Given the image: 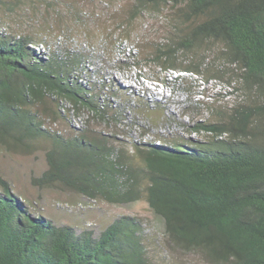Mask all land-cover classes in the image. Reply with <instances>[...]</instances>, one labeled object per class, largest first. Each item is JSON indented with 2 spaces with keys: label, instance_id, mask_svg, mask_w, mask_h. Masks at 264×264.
Returning a JSON list of instances; mask_svg holds the SVG:
<instances>
[{
  "label": "trees",
  "instance_id": "trees-1",
  "mask_svg": "<svg viewBox=\"0 0 264 264\" xmlns=\"http://www.w3.org/2000/svg\"><path fill=\"white\" fill-rule=\"evenodd\" d=\"M57 4L0 0V146H43L48 168L33 179L41 190L113 205L145 201L155 220L120 214L99 232L59 223L0 173V264H173L178 253L192 255L178 264H264V0H132L128 21L162 13L168 23L146 60L207 81L226 79L228 69V83L243 93L230 113L193 126L213 138L132 143L95 128L122 119L102 98L113 87L75 77L74 54L36 51ZM65 6L85 22L86 11ZM31 22L42 28L26 30ZM217 62L225 69L209 75ZM66 113H86V126L70 125ZM59 121L68 132L50 128Z\"/></svg>",
  "mask_w": 264,
  "mask_h": 264
},
{
  "label": "rangeland",
  "instance_id": "rangeland-1",
  "mask_svg": "<svg viewBox=\"0 0 264 264\" xmlns=\"http://www.w3.org/2000/svg\"><path fill=\"white\" fill-rule=\"evenodd\" d=\"M69 3L76 5L77 12L78 9L86 11V17L83 15L85 22L76 21V11H69L65 6ZM131 5L132 0H59L56 9L67 12L57 15L54 8V28L44 32V45L35 49L44 53L56 50L64 56L74 54L80 57L79 66L73 68L75 77L88 85L95 83L103 87L107 84L106 87L114 88L116 94H110L105 89L102 98H109L116 109L122 110V119L106 127L103 134L114 132L117 138L127 143L162 138L202 141L213 138L205 130L192 132L193 126L202 121H215L220 114L230 113L232 105L243 97L242 90L228 83L227 78L231 74L219 62L210 67L208 73L210 75L222 67L226 71V79L207 81L201 74L165 70L146 60L145 56L154 44L166 37L167 19L162 13H147L128 21ZM28 12L33 13L32 10ZM36 24L38 26L34 27L31 22L27 28L12 25L19 30L37 31L42 28L41 22ZM42 24H45V29L47 20ZM149 86L158 87L161 92L153 91ZM87 118L86 113H66V121L77 128L86 126ZM66 121H59L50 128H61L66 133ZM45 152L43 146L37 145L31 152H11L0 146V173L11 181L19 193L38 201L46 214L57 222L89 226L99 232L120 214H140L150 219L151 223L155 220L145 201L128 205L96 203L71 191L35 187L34 177H40L48 168ZM39 195H42L41 200ZM83 200L87 203L84 201L81 204ZM155 233L152 231V236ZM191 256L178 253L172 263L178 264L179 258L188 259Z\"/></svg>",
  "mask_w": 264,
  "mask_h": 264
},
{
  "label": "bare ground",
  "instance_id": "bare-ground-1",
  "mask_svg": "<svg viewBox=\"0 0 264 264\" xmlns=\"http://www.w3.org/2000/svg\"><path fill=\"white\" fill-rule=\"evenodd\" d=\"M141 84H143V83H141ZM132 86H133V85H132ZM146 86H147V85H146ZM148 88L152 89L153 91L159 90L158 87H154V88H152V87L149 86ZM136 89H137V88H136ZM159 92H161V90H159ZM175 100H176V99H175ZM121 105L123 106V104H121ZM71 123H72V122H71ZM71 123H70V125H71ZM98 126H99V125H98ZM103 127H104V128H103ZM103 127H100V126H99V127H95V128L98 129V130H101V131H103V130H107L105 126H103ZM106 132H108V131H106ZM144 132H145V131H144ZM136 133L140 135V133H138L137 131H136ZM109 134H110V135H113V134H115V133H114V132H109ZM144 134H145V133H144ZM146 134H147V133H146ZM151 140H152V139H151ZM146 141H148V140H145V142H146Z\"/></svg>",
  "mask_w": 264,
  "mask_h": 264
}]
</instances>
